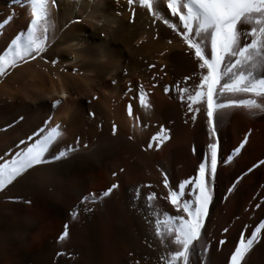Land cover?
<instances>
[{
  "label": "bare ground",
  "instance_id": "bare-ground-1",
  "mask_svg": "<svg viewBox=\"0 0 264 264\" xmlns=\"http://www.w3.org/2000/svg\"><path fill=\"white\" fill-rule=\"evenodd\" d=\"M158 10L179 30L166 0ZM29 17L27 0H0V55L26 32ZM54 18L46 51L17 60L0 75V157L13 156L49 125L63 130L46 154L48 163L0 191V264H159L160 254L174 247L162 248L151 234L143 197L155 192V209L175 215L162 173L170 188L194 177L212 142L203 109L193 120L174 91H191L200 70L181 38L160 20L153 23L138 3L57 0ZM140 85L148 94L147 111L139 105ZM55 100L61 103L53 106ZM161 126L169 139L148 149ZM216 133L220 157L233 160L218 166L210 185L212 201L198 245L203 255H192L191 264H228L241 234L247 239L257 228L258 243L245 264H264V113L225 110ZM66 149L72 151L65 158L52 160ZM113 183L118 188L110 196L83 211V195L98 196ZM138 186L141 198L133 203ZM73 208L76 219L70 216ZM65 224L68 236L61 241Z\"/></svg>",
  "mask_w": 264,
  "mask_h": 264
},
{
  "label": "snow or ice",
  "instance_id": "snow-or-ice-1",
  "mask_svg": "<svg viewBox=\"0 0 264 264\" xmlns=\"http://www.w3.org/2000/svg\"><path fill=\"white\" fill-rule=\"evenodd\" d=\"M27 2L30 7V23L26 32L16 35L0 55V75L8 68H15L17 60H23L25 57L35 59L40 56L48 47L49 35L55 33L54 12L57 0ZM127 3L129 6L138 3L154 17L153 23L160 20L179 36L186 45V51L192 53L200 70L193 74L199 83L191 91L185 87H174V91L181 103L186 104L188 112L193 114V120L196 113L203 109L209 139L212 142L206 145L207 152L202 156L194 177L180 181L170 188L167 175L162 173L163 187L169 190L166 199L175 209V215L161 213L155 209V192L147 193L143 197L144 208L148 210L145 221L149 224L151 234L158 239L162 248L168 250L174 247V250L160 254L159 264H191L192 255H203L198 245L204 217L212 201L213 188L210 185L214 187L218 166H227L233 160L231 155L220 157L216 126L223 122L225 110L228 109L244 108L253 116L264 113V0H166L167 12L171 17H178L181 26L179 30L176 24L170 23L160 15L158 9L163 0H127ZM8 22L9 19H6L4 24ZM189 79L184 78L185 81ZM164 92H169L168 86L164 87ZM147 96L143 86H138L139 105L146 111L150 107ZM60 103V100H55L53 106ZM193 105L197 107L194 108ZM127 114L130 118L133 116L132 104L127 106ZM112 131L115 134V125ZM33 136L34 140L33 137L28 138L33 142L25 144L13 156L0 157V191L25 179L30 170L48 163L46 154L52 146L59 143L63 130L59 125H49ZM168 139L167 130L161 126L151 137L147 148L158 149ZM71 151L72 149L61 150L52 156V160L59 161ZM117 188L118 185L113 183L98 196L93 193L83 195L80 201L81 205H84L83 211L90 210L87 207L89 202L97 203L98 200L110 196ZM140 198L138 186L132 191L131 200L137 203ZM77 214V208L70 211L73 219H76ZM260 231L259 228L253 230L247 239L241 234L239 242L230 254L228 264H245L246 254L258 243L257 234ZM67 236L68 225L65 224L58 239L62 241ZM224 243V240L219 241L221 245ZM203 252H207V247L203 248ZM57 255L62 256L63 253Z\"/></svg>",
  "mask_w": 264,
  "mask_h": 264
}]
</instances>
